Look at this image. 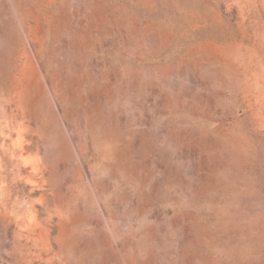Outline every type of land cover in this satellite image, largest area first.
<instances>
[{
	"label": "rangeland",
	"instance_id": "374dc122",
	"mask_svg": "<svg viewBox=\"0 0 264 264\" xmlns=\"http://www.w3.org/2000/svg\"><path fill=\"white\" fill-rule=\"evenodd\" d=\"M0 264H264V0H0Z\"/></svg>",
	"mask_w": 264,
	"mask_h": 264
}]
</instances>
